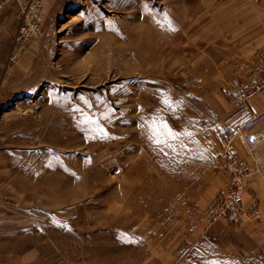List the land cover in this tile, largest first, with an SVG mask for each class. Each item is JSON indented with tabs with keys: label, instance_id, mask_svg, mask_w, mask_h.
I'll return each instance as SVG.
<instances>
[{
	"label": "rangeland",
	"instance_id": "374dc122",
	"mask_svg": "<svg viewBox=\"0 0 264 264\" xmlns=\"http://www.w3.org/2000/svg\"><path fill=\"white\" fill-rule=\"evenodd\" d=\"M25 51L0 78V264H264L208 219L233 178L213 111L263 66L264 0H48Z\"/></svg>",
	"mask_w": 264,
	"mask_h": 264
},
{
	"label": "crops",
	"instance_id": "0c3cea01",
	"mask_svg": "<svg viewBox=\"0 0 264 264\" xmlns=\"http://www.w3.org/2000/svg\"><path fill=\"white\" fill-rule=\"evenodd\" d=\"M47 1L48 0H45L44 4H46ZM193 2L194 0H192V3ZM192 6L194 5L187 4V11H189V8ZM17 26L18 20L14 5L3 4L2 2L0 5V40L4 41L5 45L0 48V78H6L8 76L18 74V69H14L10 66L7 67V60L11 53L10 49L12 47V39ZM6 28H8V31L4 32ZM237 40L238 41H236V44L240 42L238 43L240 44V49H235L234 52L236 57L242 58V35L238 36ZM222 45H224V48ZM261 45L263 44L258 41L253 52L255 53V51L260 48ZM218 46L220 52L222 49L223 52L225 49H227V44L222 43L221 41L218 42ZM213 50L217 51L216 49ZM26 53L27 51H25L20 56L17 66L27 61ZM212 54L213 52H211L209 49L203 51V56L209 57L210 59H222V57H219V55L213 56V58H211L210 55ZM246 72H249V70ZM246 76L247 74L244 72L240 74V77H243L244 79ZM239 84H237V86L234 85L233 87L221 86L219 92H229L236 94L238 91L245 88L244 84H241L243 88H240ZM236 97L237 94L234 100L230 103H228L226 100H220L221 103L216 104L218 108H215L216 110L213 111L216 117L214 130L216 131L218 129V131L216 134L217 136L214 137V135H212V138L215 141L221 140V142H224L223 147L218 145V150L216 153H221L222 158L220 159L219 163L225 167L226 171L228 170V172H226L227 175H232V169L237 171L239 169L246 168L249 171L243 183V203L248 217L245 221L239 225H236L234 229H231L229 227L230 224L227 222H218L215 228H227L228 233L233 231L232 233L236 239V245L239 244L238 246L235 245V247L243 248L244 246L242 245H245L248 247L247 250L250 252H264V119L254 126L250 132L254 136V140L257 143V147L253 151L249 150L248 146L244 142L242 134L238 132V129L241 127V125L252 114L259 113L264 109V88L254 97H252L248 102V105L245 107L240 106L237 101H235ZM220 107L222 109H220ZM226 135L230 137L228 139V144L226 143L227 141L225 142L224 140ZM229 155H233V159L230 158ZM222 166L220 168H222ZM222 179L223 180H216L211 183L210 189L213 190L211 191L212 194H210L208 201L201 203L203 212L209 207L217 193L229 185L228 177L226 178V176H222ZM197 228H199V226L196 227L195 230H197ZM210 229L211 228H207L205 225L202 226L199 233L193 230L192 233L187 237L188 242L191 244V246L195 245L201 240V238H204L206 235H208ZM195 232L197 234H194ZM195 235H197V238H195Z\"/></svg>",
	"mask_w": 264,
	"mask_h": 264
},
{
	"label": "built area",
	"instance_id": "2783aa9c",
	"mask_svg": "<svg viewBox=\"0 0 264 264\" xmlns=\"http://www.w3.org/2000/svg\"><path fill=\"white\" fill-rule=\"evenodd\" d=\"M2 2L14 5L18 20L8 60L10 64L14 63L25 52L27 46L40 36L44 0H2ZM259 60L263 66L255 68L257 75L252 77L253 84L243 88L237 94L236 101L240 106H247L250 99L264 88V53L260 54ZM263 119L264 109L252 114L238 129L250 151L257 147L254 136L250 132ZM229 157L233 159V155ZM248 173L246 168L237 171L232 169V184L227 194L217 200L210 209L208 217L210 222L226 221L240 224L246 220L248 215L243 203V183Z\"/></svg>",
	"mask_w": 264,
	"mask_h": 264
},
{
	"label": "snow or ice",
	"instance_id": "6c2138e0",
	"mask_svg": "<svg viewBox=\"0 0 264 264\" xmlns=\"http://www.w3.org/2000/svg\"><path fill=\"white\" fill-rule=\"evenodd\" d=\"M157 142H159V141H157Z\"/></svg>",
	"mask_w": 264,
	"mask_h": 264
}]
</instances>
